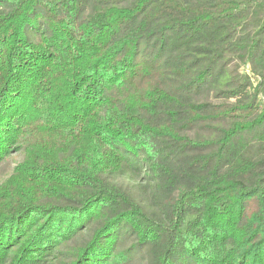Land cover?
<instances>
[{"label": "trees", "instance_id": "trees-1", "mask_svg": "<svg viewBox=\"0 0 264 264\" xmlns=\"http://www.w3.org/2000/svg\"><path fill=\"white\" fill-rule=\"evenodd\" d=\"M0 264H264V0H0Z\"/></svg>", "mask_w": 264, "mask_h": 264}, {"label": "rangeland", "instance_id": "rangeland-1", "mask_svg": "<svg viewBox=\"0 0 264 264\" xmlns=\"http://www.w3.org/2000/svg\"><path fill=\"white\" fill-rule=\"evenodd\" d=\"M22 157H11L6 162H3L0 165V184H2L3 181H5L9 175L11 174L14 166L17 164L18 161H20Z\"/></svg>", "mask_w": 264, "mask_h": 264}]
</instances>
